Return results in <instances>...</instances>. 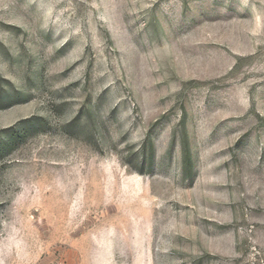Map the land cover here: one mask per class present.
Listing matches in <instances>:
<instances>
[{
	"label": "rangeland",
	"instance_id": "obj_1",
	"mask_svg": "<svg viewBox=\"0 0 264 264\" xmlns=\"http://www.w3.org/2000/svg\"><path fill=\"white\" fill-rule=\"evenodd\" d=\"M0 264H264V0H0Z\"/></svg>",
	"mask_w": 264,
	"mask_h": 264
},
{
	"label": "trees",
	"instance_id": "obj_2",
	"mask_svg": "<svg viewBox=\"0 0 264 264\" xmlns=\"http://www.w3.org/2000/svg\"><path fill=\"white\" fill-rule=\"evenodd\" d=\"M24 130H26V129H23V131H14L13 133H12V138H11V140L10 141H2L1 142V144H0V151H2L3 149H6V147L12 142H14V140L18 137V136H21L25 131ZM11 143V144H12Z\"/></svg>",
	"mask_w": 264,
	"mask_h": 264
}]
</instances>
